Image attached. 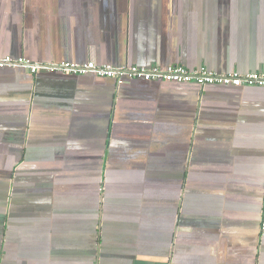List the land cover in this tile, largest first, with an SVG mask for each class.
Listing matches in <instances>:
<instances>
[{"label": "crops", "instance_id": "1", "mask_svg": "<svg viewBox=\"0 0 264 264\" xmlns=\"http://www.w3.org/2000/svg\"><path fill=\"white\" fill-rule=\"evenodd\" d=\"M1 264H264V0H0Z\"/></svg>", "mask_w": 264, "mask_h": 264}, {"label": "built area", "instance_id": "2", "mask_svg": "<svg viewBox=\"0 0 264 264\" xmlns=\"http://www.w3.org/2000/svg\"><path fill=\"white\" fill-rule=\"evenodd\" d=\"M4 65H23L31 72H36L39 68L46 65H37L29 61H13L10 57L0 59V66ZM49 69L60 70L65 74H87L93 73L98 76L114 78L117 83H122L124 79H142L145 81L158 80L167 82H195L199 85L205 84H229L234 86L241 85H264V73L251 72L239 74L237 72L215 73L204 67L196 70H189L182 65H168L165 68L153 66L150 68L136 65L123 67H113L112 65H98L90 60L83 65L74 63H61L60 65H50ZM264 229V223L262 225ZM2 257L0 255V264Z\"/></svg>", "mask_w": 264, "mask_h": 264}]
</instances>
